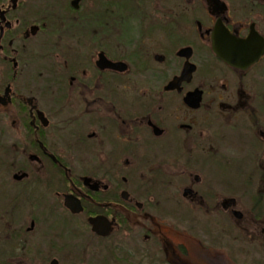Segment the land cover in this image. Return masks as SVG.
Returning a JSON list of instances; mask_svg holds the SVG:
<instances>
[{
    "label": "flooded vegetation",
    "instance_id": "obj_1",
    "mask_svg": "<svg viewBox=\"0 0 264 264\" xmlns=\"http://www.w3.org/2000/svg\"><path fill=\"white\" fill-rule=\"evenodd\" d=\"M0 264H264V0H0Z\"/></svg>",
    "mask_w": 264,
    "mask_h": 264
},
{
    "label": "water",
    "instance_id": "obj_2",
    "mask_svg": "<svg viewBox=\"0 0 264 264\" xmlns=\"http://www.w3.org/2000/svg\"><path fill=\"white\" fill-rule=\"evenodd\" d=\"M218 46V45H217ZM232 64H234V65H237L235 62H231Z\"/></svg>",
    "mask_w": 264,
    "mask_h": 264
}]
</instances>
